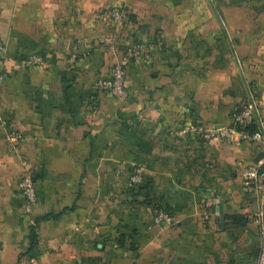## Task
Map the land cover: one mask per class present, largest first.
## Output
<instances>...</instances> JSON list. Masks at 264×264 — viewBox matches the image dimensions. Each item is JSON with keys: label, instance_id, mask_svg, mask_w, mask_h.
I'll list each match as a JSON object with an SVG mask.
<instances>
[{"label": "crops", "instance_id": "1", "mask_svg": "<svg viewBox=\"0 0 264 264\" xmlns=\"http://www.w3.org/2000/svg\"><path fill=\"white\" fill-rule=\"evenodd\" d=\"M0 40V264L258 263L264 148L177 132L264 122V0H0ZM135 44L119 100L97 84Z\"/></svg>", "mask_w": 264, "mask_h": 264}, {"label": "built area", "instance_id": "2", "mask_svg": "<svg viewBox=\"0 0 264 264\" xmlns=\"http://www.w3.org/2000/svg\"><path fill=\"white\" fill-rule=\"evenodd\" d=\"M112 15L116 20L121 22L125 16V10L121 8L115 9ZM102 42L111 45V49L119 53V50L112 44L113 41L111 39H103ZM5 53L6 47L0 40V61ZM140 55L141 46L138 44L124 51L113 68L112 77L109 80L99 81L97 86L109 91L119 100H126L128 98V91L125 87L127 66L132 59L138 58ZM28 63L31 65H39L42 63V60L39 56H32L29 58ZM233 120V126L213 130H206L202 126H184L177 132V135L185 137L195 133L204 136L206 139L218 136L228 142H233L236 137H239L241 140L260 145L264 148V122L259 118L254 102L236 111L233 115ZM251 125H256V129L252 132L247 130ZM243 177L246 188L253 190L259 195L264 194V157L257 163L247 166L244 170ZM22 189L26 198V211L30 213L33 205L37 202V192L31 175H27L23 179ZM155 223L162 224L167 228L173 225L170 215L164 212L156 216ZM261 234L262 254L257 264H264V230Z\"/></svg>", "mask_w": 264, "mask_h": 264}, {"label": "trees", "instance_id": "3", "mask_svg": "<svg viewBox=\"0 0 264 264\" xmlns=\"http://www.w3.org/2000/svg\"><path fill=\"white\" fill-rule=\"evenodd\" d=\"M256 129V125H251L250 127L247 128L248 131H254Z\"/></svg>", "mask_w": 264, "mask_h": 264}]
</instances>
